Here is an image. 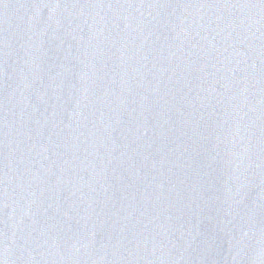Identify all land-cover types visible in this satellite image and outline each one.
Here are the masks:
<instances>
[{
	"label": "water",
	"instance_id": "95a60500",
	"mask_svg": "<svg viewBox=\"0 0 264 264\" xmlns=\"http://www.w3.org/2000/svg\"><path fill=\"white\" fill-rule=\"evenodd\" d=\"M0 264H264V0H0Z\"/></svg>",
	"mask_w": 264,
	"mask_h": 264
}]
</instances>
